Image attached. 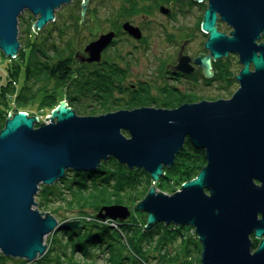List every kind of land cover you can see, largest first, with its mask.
<instances>
[{
    "label": "water",
    "instance_id": "obj_1",
    "mask_svg": "<svg viewBox=\"0 0 264 264\" xmlns=\"http://www.w3.org/2000/svg\"><path fill=\"white\" fill-rule=\"evenodd\" d=\"M70 1L0 0V51L11 58L18 53L22 11L36 17L32 27L39 30ZM160 11L169 13L163 6ZM217 14L232 28L228 34L217 29ZM200 26L208 54L193 61L206 76L211 58L232 52L242 64L234 75L238 86L227 98L98 115L77 114L63 99L38 127L36 115L9 111L0 128V253L34 261L47 250L46 235L57 226L79 224L59 222L37 207L41 184L51 185L69 169L93 170L109 156L144 169L155 183L188 138L204 150L206 162L172 193L149 187L135 206L146 212L145 229L162 221L193 227L200 264H264V0H207ZM123 27L140 38L138 27L127 22ZM114 35L109 31L90 41L85 59L98 61ZM190 61L181 48L173 69L192 73ZM128 214L126 206L110 205L97 217L124 219Z\"/></svg>",
    "mask_w": 264,
    "mask_h": 264
},
{
    "label": "trees",
    "instance_id": "obj_2",
    "mask_svg": "<svg viewBox=\"0 0 264 264\" xmlns=\"http://www.w3.org/2000/svg\"><path fill=\"white\" fill-rule=\"evenodd\" d=\"M155 3H158L157 0ZM135 8L136 6L128 7L131 10ZM54 15L56 16L55 13ZM38 35L37 29L31 30L28 45L20 44L18 53L9 61V65L14 68L10 71L7 84L0 88V128L3 126L9 110L25 111V106L33 104L36 97H39L40 108L49 112L63 99L64 94L68 95L72 104H70L71 108L77 114L81 113L76 107L80 106L79 109H82L83 105L78 106L75 102L81 101L80 99H85V97L89 98L88 96L95 99L103 98L104 102L100 104L105 109L109 102L112 104L119 102L120 98L113 92L120 88L119 84L121 83L112 77L109 69L112 67L120 73H125V71L118 67L116 62L107 58L98 63L82 60L74 68V58L71 54L58 55L54 61H49V59L41 61L38 56L36 58L37 53H40L39 56L44 54L42 43L37 39ZM113 43H115V39L108 46ZM53 55H56L55 48ZM21 64L24 67V76L21 84L17 85L16 74ZM227 72L226 75L229 73ZM164 73L165 77L167 72ZM219 77L223 78V76ZM225 78L228 83L236 79L235 76L231 78L230 74ZM53 80L56 81L55 84L52 85V88L48 87V82ZM65 81L73 85L71 90H63V87H59ZM39 82L44 83L40 84ZM87 88L93 91L87 92ZM131 88L136 93H130V101L126 99L125 102L128 101L127 104L132 108L126 107L125 109L149 106L155 102L152 96L150 99L149 97L145 99V95L139 96L138 88L135 85ZM162 89L164 90L162 92L170 91L173 95L171 98L161 101L162 107H176L185 98L181 90L175 86L167 85ZM124 133L127 134L125 131ZM205 162L204 150L195 147L186 138L183 148L176 154L173 164L164 167V174L156 183H152L149 173L144 169L129 168L125 164L119 163L115 157L109 156L93 170L69 169L62 178L51 185L41 184L35 198L37 207L41 211H48L57 219L60 218L59 222L79 224L57 226L49 236L47 251L34 264H96L97 252L101 250H107L109 253L107 258L109 264H122L124 260H128V264L130 262L131 264H140L138 261H142L144 257L155 258L157 253L160 254L159 263L169 262L180 253L178 249L180 245L176 248L174 242L177 238L186 241V250H188L189 243H193L197 248L195 233L192 232L188 237L183 234V230L190 226L166 224L162 221L145 229L147 215L144 212L142 214L138 212L135 206L145 196L151 185L164 192L165 184H168L175 190L183 182L195 177ZM176 185L178 187H175ZM110 205L126 206L129 211L128 216L124 219L97 217L103 206ZM61 206L72 214L63 215L59 210ZM156 238L158 239L154 241L155 245L151 246L152 240ZM252 239L253 243L257 245L258 241L253 237ZM167 247H171L172 250ZM124 252H128V254L125 255ZM17 260L21 261L20 264L25 263L24 260ZM8 261L15 262L16 259L0 255V264H7ZM195 264H200L199 260Z\"/></svg>",
    "mask_w": 264,
    "mask_h": 264
},
{
    "label": "rangeland",
    "instance_id": "obj_3",
    "mask_svg": "<svg viewBox=\"0 0 264 264\" xmlns=\"http://www.w3.org/2000/svg\"><path fill=\"white\" fill-rule=\"evenodd\" d=\"M83 1L84 0H71L69 3L62 4L55 10L56 16L54 21L47 22L41 30H38L39 35L37 36V39L42 43L41 46L44 54L39 56L40 53H37V55L35 54L36 58L38 56V59L41 61H46L47 59H49V61H54L56 59L55 57L58 55L64 56L66 54H71L74 58V68H76L77 64L82 60L87 61L85 59V45L92 39L98 38L102 33L117 30V21L131 19L134 23L139 25L142 24L144 30L143 41L137 43H141V45H133L136 43L134 38L128 36L129 39H127L123 33L118 39L116 36L115 43L108 46L102 53L103 60L107 58L110 61L116 62L117 66H122L125 69V73H120L118 70L115 71L112 67L109 69L112 77L121 83L120 88H117L113 92L114 95L120 98L119 102L113 104L112 102H109L105 109L104 106L100 104L104 102L103 98L95 99L90 96H88L89 98L85 97V99H80L81 101L75 102L78 106L83 105L82 109H79L81 108L80 106L76 107V109L79 110L78 112L82 115H98L105 113L104 111H115L118 109H125L126 107L132 108V106L129 107V104H127V102L130 101V93H136L131 88V84H134L138 88L139 96L145 95V99L148 97L150 99L152 96V98L155 99V102L149 106L155 107H162L160 105L161 101L173 96L170 91L162 92L164 91L162 87L167 85L175 86L181 90L182 94L185 96V98L182 99V102L198 101L200 99H216L218 97L227 98L237 88L238 82L236 79L235 81L232 80L228 83L225 78L229 74L230 77L233 78L241 66L235 56L231 61L222 60L223 63H228V67L226 66V68L229 73L227 72V75L224 73V75H222L223 78L218 77L217 80H205L204 78L197 79L195 82L196 91L186 87V84L181 83V81L164 77L166 63L171 60V56L175 55L178 50V45L174 44L171 40L172 38L179 40L190 39V48L187 49V51L189 53L192 52V56L198 52H206V50L203 49V43L206 40L207 35L197 28L203 11V9L200 10V5L194 6L193 4L191 5L190 13L183 15L177 13L176 20H168L165 15L157 10V7L159 4H164L166 6H172L173 8L174 0H157L159 3H155V0H86L82 16L83 19L81 20ZM205 5L206 3L202 4V7L204 8ZM129 6H136V8L131 10L128 9ZM144 7H148V9H145ZM136 9L138 10L136 11ZM35 18L36 17L27 9L22 11L18 16V39L21 45H28V42L30 41L29 33L34 28L32 27V22H34ZM222 25L223 27L225 26V24ZM54 48L56 55L52 56ZM78 51H80V56H78ZM10 60V57L5 56L2 51H0V88L7 84L10 78V71L14 68L9 65ZM23 76L24 67L23 64H21L16 74L17 85L21 84ZM182 81L185 82L184 79H182ZM55 82L56 81L54 80L49 81L48 87L50 86L52 88V85H54ZM207 82H209V84ZM39 83L42 84L44 82ZM68 85L71 84L68 83ZM68 85L65 81L63 82V85H59V87H65L63 90H71L73 85ZM87 90V92L93 91L88 88ZM188 92L191 96H188ZM38 98L39 97H36L34 99L33 104L29 103V106H25V111L29 113V115H36L40 122L48 121V117L45 116L50 114L51 110L47 112L46 109L40 108L41 106ZM69 98L68 95H63L66 104L71 107L72 104L70 103ZM105 99L107 100L108 98ZM126 99L129 100L125 102ZM182 102H180L179 105ZM13 110L11 109V111ZM152 183L154 182L152 181ZM165 187L166 189L164 192L166 193H172L179 189L177 185L175 187L178 188L175 190H173L174 187L169 186L168 184H165ZM156 188L158 189V187ZM56 204L58 203L56 202ZM59 210L63 215L72 214L71 212L66 211V208H62V206ZM137 211L141 214L144 212ZM137 216H140V214H137ZM59 219L60 218H58V220ZM192 232H194V230L191 226L190 228H185L183 230V234L186 237L190 236ZM49 236L50 234L46 235L44 238L46 243L48 242ZM157 239L158 238L152 240L151 246L155 245L154 241ZM174 242L176 248L180 245L178 248L180 253H178L177 257L173 260L159 263L160 254L157 253L155 258L149 259L144 257L142 261L138 262L140 264H192V261L195 260L194 264L196 262L198 263L200 258L199 251L201 250L198 238L196 244L197 248H195L193 243H189L187 247L188 250H186V241L184 239L177 238ZM118 246L119 244L117 243V247ZM167 248L172 250L171 247ZM123 254L126 255L128 252H124ZM108 256L109 253L107 250L97 252L95 263L109 264L107 259ZM17 259L19 258H16L15 262L8 261L7 264H20L21 261H18ZM24 262V264H34L36 260L31 262H26L24 260ZM122 264H128V260H124ZM129 264H131V262Z\"/></svg>",
    "mask_w": 264,
    "mask_h": 264
},
{
    "label": "flooded vegetation",
    "instance_id": "obj_4",
    "mask_svg": "<svg viewBox=\"0 0 264 264\" xmlns=\"http://www.w3.org/2000/svg\"><path fill=\"white\" fill-rule=\"evenodd\" d=\"M205 3H206V5L203 8L202 4H205ZM193 4H194V6L195 5H200L199 6L200 10L203 9L199 24L197 25V28L199 30H201L200 24H201V21H202V18H203L204 10H205V8L207 6V0H200V1H196V0H174L173 8H172V6L170 7L168 5L166 6L164 4H159L158 7H157V10L161 14L165 15L166 18H168V20L169 19L176 20L177 19V17H176L177 13H179V14L181 13V15L186 14V13H190L191 12L190 8L192 7L191 5H193ZM161 6L165 7V9L168 10L169 13L161 12L160 11V7ZM144 8L148 9V7H144ZM120 18H122V17H120ZM126 22L129 23L132 26H135V27L139 28L140 34H141L140 38H138V39L135 38L130 33H128L127 30L124 29L123 24L126 23ZM222 24H225V26L223 27ZM216 27H217V29L219 31L224 32L225 34H228L231 31V29H232L225 22H222L221 20H219V15L218 14H217V19H216ZM143 30H144V26L142 24L139 25L137 23H134L133 21H131V19H125V20L122 19L119 22L117 21V30H112V31L115 32V35H114L113 39H115L116 36H117V39L120 38V35L124 33L127 39H129L128 36H131V37L134 38V41L136 43L133 44V45H135V46L136 45H141V43H139V44H137V43L143 41ZM204 34H206V33H204ZM92 40H94V39H92ZM171 40L174 42V44L178 45V50L176 51L175 55L171 56V60L168 61L166 63V65H165V69L164 70L167 72L165 77L172 78L173 80H176V81H181V83H185L186 84V87H188V88H190L191 90H194V91H196V89H195L196 88V83L195 82H196L197 79H199V78H204L205 79L206 78L205 80H211V79L217 80L219 76L224 75V73H226L228 71L227 68H226V66L228 67V63L227 62L223 63V61L224 60L231 61L234 56L237 57V59H238V56L235 53H232V52H229L228 55L222 56L220 58H211L210 59V68H209L210 75L206 76L204 68L202 67V65L198 64V63H195L193 61L194 58L197 57L198 55L204 56V55L208 54V50L204 48V43H203V49L206 50V52H198V53H196L195 55L192 56L191 55L192 52L189 53L187 51V49L190 48L189 47L190 39H183V40L180 39L179 40V39L172 38ZM107 47L105 49H107ZM181 48H182V54H186V55L190 56V58H191L190 63L192 64V67L194 68V71L192 73L184 71V70L173 69V66L176 64V58L178 56V52L180 51ZM105 49L103 51H105ZM103 51L101 52L100 59L98 61H96L97 63L101 62ZM79 53H80V51H78V56H80ZM85 56L87 57V53L86 52H85ZM238 63H240L239 60H238ZM120 67L125 71V69L122 66H120ZM241 67H242V64H241L239 70L241 69ZM252 68H253L252 64H250V69H252ZM239 70H238V72H239ZM182 79H184L185 82H183ZM209 82H207V83L209 84ZM119 85H121V84H119ZM133 85L134 84H131V86H133ZM188 94H189V92H188ZM218 98H221V97H218ZM207 100H212V99H207ZM191 102H196V101H191Z\"/></svg>",
    "mask_w": 264,
    "mask_h": 264
},
{
    "label": "bare ground",
    "instance_id": "obj_5",
    "mask_svg": "<svg viewBox=\"0 0 264 264\" xmlns=\"http://www.w3.org/2000/svg\"><path fill=\"white\" fill-rule=\"evenodd\" d=\"M46 24H47V23H46ZM46 24H45V25H46ZM45 25H44V26H45ZM10 58H11V57H10ZM12 58H13V57H12ZM12 110H13V109H12ZM13 111L15 112V111H17V110H13ZM25 112H26V111H25ZM8 113H9V112H8ZM26 114L29 115V113H27V112H26ZM7 115H8V114H7ZM39 123H40V121L37 120V121H36V125H34V127H38V124H39ZM52 232H53V231H52ZM52 232H51V233H52ZM51 233H49V234H51ZM49 234H48V235H49ZM45 243H46V242H45ZM47 248H48V244H47ZM46 251H47V250H46ZM44 254H45V253H44ZM44 254H43V255H44ZM0 255H3V254L0 253ZM43 255H42V256H43ZM3 256H4V255H3ZM42 256H38L37 259H38L39 257H42ZM5 257H8V256H5ZM11 258H12V257H11ZM12 259H16V258H12ZM37 259H36V260H37ZM19 260H25V259H19ZM25 261H26V260H25ZM26 262H27V261H26Z\"/></svg>",
    "mask_w": 264,
    "mask_h": 264
}]
</instances>
